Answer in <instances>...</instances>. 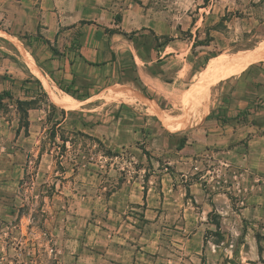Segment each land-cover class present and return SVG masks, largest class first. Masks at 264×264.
I'll return each mask as SVG.
<instances>
[{
    "label": "rangeland",
    "instance_id": "rangeland-1",
    "mask_svg": "<svg viewBox=\"0 0 264 264\" xmlns=\"http://www.w3.org/2000/svg\"><path fill=\"white\" fill-rule=\"evenodd\" d=\"M44 1L0 0V25L14 28V24L25 23L30 20L27 12L31 8L39 9ZM116 1L126 3V7L131 6L128 8L132 15L125 22L129 28L137 25L136 16L145 8L155 10L156 15L159 14L160 19H165V22L169 16L170 32L175 27L174 34L170 35L174 44L169 43L172 47L170 49L158 48L157 44L165 39L155 42L152 30L147 27H138L136 31L127 33L138 54L137 65L130 63L117 77L106 81L105 85L113 81L115 84L104 90L100 88L98 75L95 83L70 89L84 103L76 111H69L58 105L52 88L43 84L31 72L24 56L36 66L37 64L22 45L30 44L27 33L13 32V35L19 37L17 44L0 37V94L8 92L12 97L4 98L0 103L1 145L9 147L11 152L17 143L15 132H25L27 115L19 111L16 100H33L31 106L39 109L37 114H46L48 119V125H44L41 132L37 133V143L33 145L39 148L38 154H48L51 157L41 162L39 155L33 152L30 168L21 181L25 184L20 195L22 198L25 196L28 201L25 205L23 202L18 205L25 213L31 210V220L17 219L12 232L5 237L7 241L18 244L22 252L21 258L28 261L26 264H68L71 257L66 256L62 249L65 239L73 236L75 230L83 236L84 227L88 224L106 228L105 201L121 183L133 181L135 178L146 179L152 173L157 177L170 172L178 175V180L180 175L185 174L186 178L182 179L188 182L190 179H200L208 168L212 169V163L202 161L206 158L205 153L197 151L190 153L193 163L197 161L199 164L194 176L187 171H176L175 165L171 163L176 160L179 151L185 148L186 142H197L200 139L206 123L204 118L207 117L191 115L184 128L174 125L167 118L168 115L178 117L180 121L184 120L189 109L195 107L206 82L210 89L208 115L213 112L214 115L225 118L246 119L251 112L264 113V63H259L264 61L256 56L253 57L259 61L254 58L247 61L248 57H252L248 56L231 71L222 69L206 77L211 61L218 55L247 53L264 42V0ZM113 19L116 26L121 22L119 13ZM89 24L91 23H87ZM113 30L120 29L114 27ZM157 51L170 52L176 56L169 62L156 64ZM249 63L253 66H245ZM143 65L151 67L169 85L154 90L150 82L145 83V77H141ZM246 68L248 69L242 74L232 77ZM38 69L51 84L54 83L39 67ZM139 83L146 86L147 94L151 98L140 92L136 87ZM56 90L58 94L60 89L57 87ZM116 90L119 94H130L134 97L120 98ZM139 97H144L146 102L156 107L159 106L167 114L163 113L165 123L160 117L153 116ZM53 104L54 107L51 106ZM123 107L133 112L132 107L137 109V115L144 113L151 118L153 147L151 151H147L148 157L143 154L142 150L145 149L142 145L137 144L125 150L115 146L117 150H113L96 138L94 140L82 136L79 133L81 131L75 129V123L86 122L82 117L88 116L92 118L87 119L86 123L92 125L110 126L111 130L125 127L124 115L126 117L127 114L122 111ZM65 117L71 119L59 127L54 125L55 122L61 124ZM210 119L213 118H207L208 122ZM115 121L118 123H113ZM253 122L264 126V117H257ZM51 132L55 133V138L51 136ZM261 133L264 134V129H260L259 134ZM60 136L67 140L64 146ZM113 139L117 140L118 137ZM154 152L155 155L152 154ZM141 160L144 162L141 163ZM159 170L164 172L159 173ZM202 180L201 178V182ZM188 198L189 195L185 197ZM187 202L185 200V206ZM256 235L260 236V233H252V239ZM212 237V240L217 239V236ZM257 242L264 246V237L260 236ZM11 252L15 253L14 250ZM178 257L181 259H176L175 264H206L201 256L182 257L178 254Z\"/></svg>",
    "mask_w": 264,
    "mask_h": 264
},
{
    "label": "crops",
    "instance_id": "crops-1",
    "mask_svg": "<svg viewBox=\"0 0 264 264\" xmlns=\"http://www.w3.org/2000/svg\"><path fill=\"white\" fill-rule=\"evenodd\" d=\"M125 4L116 0H45L39 9L31 8L27 12L30 20L14 24V28L2 24L0 33L18 40L13 32L27 33L32 44L25 47L21 42L22 45L47 77L52 76L62 86L70 89L87 86L95 83L98 75L100 88L104 90L115 84L113 81L105 85L106 81L113 80L130 63L137 65L138 60L132 40L105 33V29L116 27L127 34L138 27H147L156 36L170 38L175 32V27L172 32L169 30V16L165 22L151 8L136 13L138 26L129 28L125 22L132 12L128 8L131 6ZM118 13L121 22L116 26L113 17ZM164 47L172 48L170 44L161 48ZM155 56L156 64H160L176 55L157 51ZM142 67L143 81L150 82L154 90L169 85L151 67ZM131 109L133 112L123 107L122 111L128 115H124L125 127L111 130L110 126L92 125L86 123L92 118L88 116L82 117L86 122L75 123V129L113 150H117L115 146L125 150L139 144L145 151H151L152 120ZM37 111L35 108L27 111L25 132H15L17 143L11 152L0 142V264L28 263L21 258L18 244L5 237L12 232L17 219L31 220V210L25 213L18 203L25 205L28 201L20 195L25 184L21 181L30 168L32 153L39 155L41 162L51 157L38 154L39 148L33 145L37 133L48 125L47 115ZM257 117L261 119L264 113L251 112L246 119L226 122L215 119L208 122L204 118L200 139L186 142L185 150L181 149L171 163L176 171H187L194 176L199 164L193 163L190 153L197 151L205 153L202 161L212 163V169L208 168L200 179L188 182L182 179L186 178L185 174L178 180V175L170 172L157 177L152 173L146 179L121 183L105 201L106 228L88 224L83 236L75 230L76 235L73 232V236L65 239L62 249L71 257L68 264H175L176 259H181L178 254L201 256L206 264H264V246L251 237L255 232L264 237V134H259L264 126L253 122ZM70 119L65 117L61 124L55 122L56 127ZM115 136L117 140L113 139ZM187 195L189 198L185 199ZM185 200L189 201L186 206ZM213 217L219 221L220 236L216 240H212L216 232Z\"/></svg>",
    "mask_w": 264,
    "mask_h": 264
},
{
    "label": "bare ground",
    "instance_id": "bare-ground-1",
    "mask_svg": "<svg viewBox=\"0 0 264 264\" xmlns=\"http://www.w3.org/2000/svg\"><path fill=\"white\" fill-rule=\"evenodd\" d=\"M0 37L8 40L9 42H11L13 44H17L16 40L13 37H11L10 35L0 33ZM248 56H256L261 61H264V42L261 43L258 47L254 48L253 50H251L247 53H243V54H241V53L224 54L223 53V54L218 55L217 57H215L211 61L210 65L208 67L207 73H206V77L210 76L211 74H213L215 72L218 73V71H220L222 69H226L228 71H231L235 65H237L239 62H241L243 59L247 58ZM24 58L27 61L28 67L30 68L31 72L40 81H42L43 84H45V85L47 84L52 88V90L54 92L53 97L56 100V102L58 103V105H60L62 108L69 110V111H76L79 109V107L84 105V103L82 101L77 100L75 97H73V96H71L65 92H62L59 90V93L57 94L56 85L54 83L51 84L50 81H48V79L41 73V71L38 69V67L29 60V58H27L26 56H24ZM206 81H208V80H206ZM118 94H119V92H118ZM119 96H120V98L134 97L133 95H130V94L129 95L128 94H119ZM139 98L142 100L143 104L148 108V110L150 111V113L152 115L159 117V116H163V113H165L164 111H162L158 107L154 106L153 104L146 102L144 97H139ZM209 98H210V89H209L208 82H206L204 84V86L202 87L199 95H198V101L195 104V107L189 109L188 115L185 117V119L183 118L184 120L180 121L178 117H172V116H168L166 113L165 114L167 115V118L174 125L184 128L188 125V122L190 120L191 115L193 117H201V116L207 115V113L209 112V104H210V103L208 104Z\"/></svg>",
    "mask_w": 264,
    "mask_h": 264
},
{
    "label": "trees",
    "instance_id": "trees-1",
    "mask_svg": "<svg viewBox=\"0 0 264 264\" xmlns=\"http://www.w3.org/2000/svg\"><path fill=\"white\" fill-rule=\"evenodd\" d=\"M105 33H108V34H120V35H122V36H124V37H128L127 39H129V40H132L131 39V37L130 36H127L128 34H126V33H123L121 30H113V29H105ZM151 33L153 34V37H154V41L155 42H158V40L159 39H165L164 40V42H162V43H160V44H157V47L159 48V47H162V46H164V45H168L170 42H172L173 41V38H168L167 36H156L155 34H154V32H152L151 31ZM17 41H19L17 38H15ZM21 40V39H20ZM23 45L25 46V47H28L26 44H24L23 43ZM256 59L255 57H248L246 60L248 61V60H250V59ZM257 60V59H256ZM257 61H259V60H257ZM260 62V61H259ZM252 63H249V64H245V66L247 65V66H249V65H251ZM208 65H209V62H208V64H207V67H208ZM255 65V64H254ZM253 66V65H252ZM207 67H206V69H207ZM251 67V66H250ZM49 77L54 81V83L56 84V86L60 89V90H62L63 92H65V93H67V94H69V95H71V96H73V97H75L77 100H81V98H79V97H77V96H75V94L70 90V88L69 87H64V86H62L59 82H56L53 78H52V76H50L49 75ZM44 87V86H43ZM136 87L140 90V92L144 95V96H146V97H148V98H151L148 94H147V88H146V86H144L142 83H139L138 85H136ZM4 98H9V99H12V97H11V95L8 93V92H3L2 94H0V103H1V101L4 99ZM148 100V99H147ZM150 101V100H149ZM153 102V101H152ZM155 103V102H154ZM33 104V100H16V105H17V108L19 109V111L21 110V112L23 113V115H27V111L29 110V109H32L33 107L31 106ZM157 105V104H156ZM52 107H54V104L53 105H51ZM158 106V105H157ZM159 107V106H158ZM62 111H64V110H62ZM162 120H165V118L164 117H160ZM207 118H213V119H215V120H219V121H221V122H226V121H228V120H236V119H238V118H225V117H223V116H219V115H214V113L213 112H210V114L207 116ZM59 123V122H58ZM54 125H57V124H54ZM82 136H84V137H87V138H91V139H94V140H96L95 138H92L91 136H88V135H86V134H83V133H81V132H79ZM51 136L53 137V138H55V133L54 132H51ZM61 141H62V143H63V146L65 145V143L67 142V140L66 139H64L62 136H60V138H59ZM142 152H143V154L146 156V157H148L149 156V153L147 152V151H145V150H142ZM109 154H110V152H108ZM111 155H115V154H111ZM212 223L215 225V227H216V232H214V235L215 236H217V237H219L220 235H219V233H218V229H219V221L214 217L212 220ZM260 239V236L259 235H256V240L258 241Z\"/></svg>",
    "mask_w": 264,
    "mask_h": 264
}]
</instances>
